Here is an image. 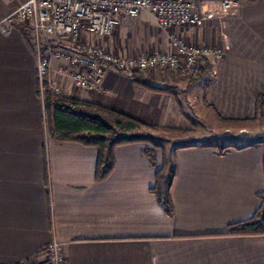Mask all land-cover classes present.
Wrapping results in <instances>:
<instances>
[{
  "label": "crops",
  "instance_id": "obj_1",
  "mask_svg": "<svg viewBox=\"0 0 264 264\" xmlns=\"http://www.w3.org/2000/svg\"><path fill=\"white\" fill-rule=\"evenodd\" d=\"M28 1L0 0V264H32L54 241L68 264H264V234L224 235L264 202V111L256 112L264 100V0H190L209 13L224 1L236 4L205 26L169 31L145 11L94 40L129 56L171 51L172 32L219 47L224 57L210 61L207 90L166 70L151 78L176 95L145 91L109 68L95 92L61 83L64 96L206 138L175 153L173 218L150 192L156 170L147 145L119 147L114 172L98 183L96 149L51 139L36 53L26 30L6 23Z\"/></svg>",
  "mask_w": 264,
  "mask_h": 264
},
{
  "label": "built area",
  "instance_id": "obj_2",
  "mask_svg": "<svg viewBox=\"0 0 264 264\" xmlns=\"http://www.w3.org/2000/svg\"><path fill=\"white\" fill-rule=\"evenodd\" d=\"M235 4L224 1L209 13L190 0H29L6 23L31 28L39 92L45 101L47 90L64 96L61 83L66 81L76 91H98L105 68L124 74L139 72L144 77L166 70L184 80L193 79L204 60H222L223 49L188 43L176 32L170 34L171 51L137 56L116 55L94 40L111 37L123 18L135 21L145 11L154 16L159 29L169 31L205 26L211 15L226 16ZM54 61L59 63L56 68ZM32 264H68V258L62 245L54 241Z\"/></svg>",
  "mask_w": 264,
  "mask_h": 264
},
{
  "label": "trees",
  "instance_id": "obj_3",
  "mask_svg": "<svg viewBox=\"0 0 264 264\" xmlns=\"http://www.w3.org/2000/svg\"><path fill=\"white\" fill-rule=\"evenodd\" d=\"M29 46L36 53L35 45L26 34ZM211 70L209 60H204L194 81H201L204 90L209 89L213 81L208 74ZM128 75L134 84L145 91L165 92L176 95L172 89L155 88L151 76L144 77L139 72H131ZM40 94V92H39ZM45 111L47 116V127L49 136L58 144L75 143L84 147L94 148L97 151V163L95 169V180L100 183L108 179L114 172L116 166V150L119 147L145 144L147 149L145 155L150 166L156 170L155 185L151 188V194L156 198L168 217L173 218L175 214L174 203L171 192L174 186L177 166L168 157L164 140L157 136L144 133L145 130H158L155 127L137 117L118 111L112 107L98 103L82 100L78 97L56 96L47 90L45 96ZM264 100H257V114H263ZM169 129V128H168ZM171 131H178L170 128ZM186 146L174 149L177 151ZM226 150V149H224ZM162 154V164H159V154ZM264 234V202L256 214L249 220L231 225L224 235L245 236Z\"/></svg>",
  "mask_w": 264,
  "mask_h": 264
},
{
  "label": "rangeland",
  "instance_id": "obj_4",
  "mask_svg": "<svg viewBox=\"0 0 264 264\" xmlns=\"http://www.w3.org/2000/svg\"><path fill=\"white\" fill-rule=\"evenodd\" d=\"M25 30H26V34L28 35V37H30L32 39V37H31V28H26L25 27L24 31ZM32 43H33V39H32ZM43 48H45L44 45H43ZM196 109H195V112L198 113V111H200V110L199 109L196 110ZM137 118H139V117H137ZM45 119H47L46 115H45ZM139 119H141V118H139ZM198 121L199 122H201V121L199 119L196 122L197 128H200L201 125H200V123H198ZM45 122H46V128H47V120H45ZM165 129H166L167 132H165V130L161 131L160 129H158V130H145L143 132L144 133H148V134L153 135V136H157L160 139H163L166 153H167L168 157H170L173 161H174L173 157H174V149L175 148H177L179 146H184V145H200V144H203V143L206 142V138H204V136H201L199 134H195L194 133L193 135H189V133H187L188 136H185V132H182L181 130L171 131L170 128L169 129L165 128ZM200 129H202V128H200ZM161 157H162V154L160 153L159 154V164H160V166L162 164L161 163L162 162V158Z\"/></svg>",
  "mask_w": 264,
  "mask_h": 264
},
{
  "label": "water",
  "instance_id": "obj_5",
  "mask_svg": "<svg viewBox=\"0 0 264 264\" xmlns=\"http://www.w3.org/2000/svg\"><path fill=\"white\" fill-rule=\"evenodd\" d=\"M155 88H159V89H163L164 86L163 85H154Z\"/></svg>",
  "mask_w": 264,
  "mask_h": 264
}]
</instances>
